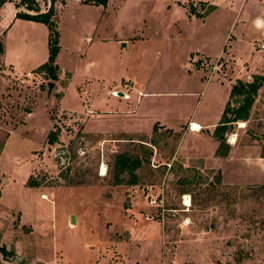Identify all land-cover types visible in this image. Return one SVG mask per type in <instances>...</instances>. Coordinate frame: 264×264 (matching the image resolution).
I'll list each match as a JSON object with an SVG mask.
<instances>
[{"label":"rangeland","instance_id":"374dc122","mask_svg":"<svg viewBox=\"0 0 264 264\" xmlns=\"http://www.w3.org/2000/svg\"><path fill=\"white\" fill-rule=\"evenodd\" d=\"M3 1L7 21L18 0ZM53 2L55 80L34 71L45 26L0 30V264H264V187L236 185L247 174L205 131L232 87L257 79L225 139L264 142V0ZM188 120L204 131L181 130ZM119 153L140 161L134 185L113 184ZM144 192L161 193L162 216Z\"/></svg>","mask_w":264,"mask_h":264},{"label":"trees","instance_id":"16d2710c","mask_svg":"<svg viewBox=\"0 0 264 264\" xmlns=\"http://www.w3.org/2000/svg\"><path fill=\"white\" fill-rule=\"evenodd\" d=\"M84 4H89L93 6H105L107 0H81ZM4 3L0 0V5ZM53 0H49L47 9L44 12H39L36 2L34 0H18L14 4V8L17 10L19 7H23L25 12L17 11L14 14V19H20L23 21H29L33 23H38L46 27L47 30V57L44 63L39 65L34 71L36 73L46 72L49 74L52 80H55L54 72L57 70L55 65V59L59 51L58 45V31L53 21L54 8ZM31 12V13H30ZM264 80V78H260ZM257 80V79H256ZM253 81L252 83H246L238 81L231 89L229 94V100L227 101L221 118L213 131V137L217 140L218 146L215 151L216 157L225 158L229 153V145L226 143L225 135L230 132L231 125L236 123H244L248 121L250 116L251 107L255 101L258 92V83ZM238 104L236 107L231 106V100ZM54 139V134L49 133L47 135V143L51 144ZM234 140H230V143ZM264 155V154H262ZM140 161L137 157L129 156L126 153L116 154L113 158V184H122V176L126 174L128 179L125 181L126 185H134L136 183V177L133 172L139 167ZM28 187H36L37 183L30 181L27 183ZM187 204H185V203ZM184 205L188 206V197L183 198ZM0 253L2 255H7L3 248H0Z\"/></svg>","mask_w":264,"mask_h":264},{"label":"crops","instance_id":"0c3cea01","mask_svg":"<svg viewBox=\"0 0 264 264\" xmlns=\"http://www.w3.org/2000/svg\"><path fill=\"white\" fill-rule=\"evenodd\" d=\"M195 3L201 4L202 8H205L207 6H212L213 8L215 7V2H213V1L206 2V3L195 1ZM16 12H17V10L14 8V10L12 11V13H11V15L7 21H1L0 20V30L3 29L7 25V22L10 21L11 17H13V20H15L14 14ZM196 13L198 14V12H196ZM260 43H264V42H260ZM205 57L210 58V57L204 55L203 58H205ZM211 61H212V59H211ZM197 66H202V65L201 64L196 65V68H199ZM111 92H113V91H111ZM124 95H126V94H124ZM218 122L219 121H217L216 124L215 123L211 124L210 128L205 129V131H207V133L212 135V133H213L215 127L217 126ZM193 123L197 124L201 129H199L198 131H192L191 125ZM239 125H240V127H243L244 123H239ZM158 127H160V126L158 125ZM182 129L185 130V132L188 131V132H193V133H199V132L204 131L203 126L194 120H188L184 124V126L181 128V130ZM161 130H168L172 134H174V132H176V129L173 128V126L167 128V129H161ZM262 143L263 144L260 145V144L256 143L255 141H251L248 144H243L241 146L229 144L230 150H229V153H228L226 159L228 160V162L234 164L236 169H239V170L241 169V170H243V172H245L247 174V177H246L247 179H245L242 182H236V185H244V186L251 185L253 187H264V155H262L261 151H260L261 147H264V142H262ZM179 149H180V147H177V149L175 150V154H177L179 152ZM229 183H231V185L234 184L233 182H229Z\"/></svg>","mask_w":264,"mask_h":264},{"label":"built area","instance_id":"2783aa9c","mask_svg":"<svg viewBox=\"0 0 264 264\" xmlns=\"http://www.w3.org/2000/svg\"><path fill=\"white\" fill-rule=\"evenodd\" d=\"M260 50L264 49V44H261L258 46ZM111 95H114L113 92H111ZM127 96L124 95V98H126ZM167 166H169L168 164H165ZM145 205L148 208H152L156 211V213L160 216L163 215V213L165 212L164 208H163V199L161 196V193H157V194H152V193H146L144 192L142 195ZM183 197L182 196V205H183ZM188 197V196H187ZM188 202H189V197H188ZM184 206V205H183ZM189 206V205H188ZM188 206H184L185 208H188ZM162 220V217L160 218Z\"/></svg>","mask_w":264,"mask_h":264},{"label":"water","instance_id":"95a60500","mask_svg":"<svg viewBox=\"0 0 264 264\" xmlns=\"http://www.w3.org/2000/svg\"><path fill=\"white\" fill-rule=\"evenodd\" d=\"M51 85H52V84H48L49 87H51ZM116 95H117V96H122V97L124 96V94H123V93H120V92H119V93H116Z\"/></svg>","mask_w":264,"mask_h":264},{"label":"bare ground","instance_id":"6f19581e","mask_svg":"<svg viewBox=\"0 0 264 264\" xmlns=\"http://www.w3.org/2000/svg\"><path fill=\"white\" fill-rule=\"evenodd\" d=\"M104 171H105V170H104V167L102 166V168H101V176L104 175ZM184 197H185V196H184ZM184 197H183V198H184ZM183 205H184V203H183ZM184 206H185V205H184Z\"/></svg>","mask_w":264,"mask_h":264}]
</instances>
